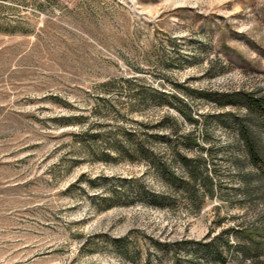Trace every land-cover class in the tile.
I'll return each instance as SVG.
<instances>
[{
	"label": "rangeland",
	"instance_id": "1",
	"mask_svg": "<svg viewBox=\"0 0 264 264\" xmlns=\"http://www.w3.org/2000/svg\"><path fill=\"white\" fill-rule=\"evenodd\" d=\"M242 124L264 0H0V264H264Z\"/></svg>",
	"mask_w": 264,
	"mask_h": 264
},
{
	"label": "trees",
	"instance_id": "2",
	"mask_svg": "<svg viewBox=\"0 0 264 264\" xmlns=\"http://www.w3.org/2000/svg\"><path fill=\"white\" fill-rule=\"evenodd\" d=\"M243 100L248 108H254L255 114L258 112V116H262L263 104L261 101L254 99L248 94H243ZM240 131L253 163L259 167L264 175V145L262 144L261 138L243 124L240 125ZM139 152L141 154H147V151L143 147L139 149Z\"/></svg>",
	"mask_w": 264,
	"mask_h": 264
}]
</instances>
